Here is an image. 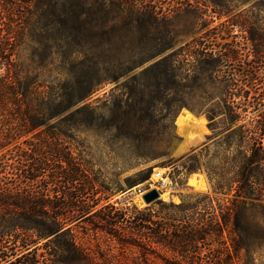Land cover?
<instances>
[{
	"label": "trees",
	"instance_id": "obj_1",
	"mask_svg": "<svg viewBox=\"0 0 264 264\" xmlns=\"http://www.w3.org/2000/svg\"><path fill=\"white\" fill-rule=\"evenodd\" d=\"M114 9L137 18L95 17ZM163 14V6L151 1L0 0V263L61 264L66 254L72 262L91 264L73 228L92 224L94 215L104 222L101 229L123 245L150 242L169 252L190 254L182 259L164 257V264H264L259 259L264 253V97L257 96V87L229 84V96L207 109L210 120L224 116L228 135L236 138L237 146L232 178L235 203L220 214V225L202 214L194 216L201 208L189 202L156 200V220L150 206L127 219L126 212L110 202L92 212L108 196L90 161L62 139L73 131L105 129L127 151L129 160L121 169H136L137 177H127V184L149 178L152 169L142 164L163 155L165 146L160 147V142L167 140L164 135L158 139L150 128L182 106L174 102L159 114L162 97L178 75L171 54H166L173 46L170 30H160ZM23 44L30 48L32 59L44 62L41 67L48 74L22 73L14 55ZM263 50L261 31L254 63L264 59ZM198 56L217 66L240 60L242 54L235 48L224 53L204 48ZM53 62L61 70L51 78L54 69L47 67ZM109 83L115 86L96 95ZM148 85L157 91L138 88ZM237 95L242 96L236 100ZM186 116L183 112L178 120ZM248 117L247 123L237 124ZM246 203L252 218L244 213ZM124 225L131 230L124 232ZM224 228L230 234L225 253L198 257L199 240ZM17 243L25 253L8 250V244Z\"/></svg>",
	"mask_w": 264,
	"mask_h": 264
},
{
	"label": "rangeland",
	"instance_id": "obj_2",
	"mask_svg": "<svg viewBox=\"0 0 264 264\" xmlns=\"http://www.w3.org/2000/svg\"><path fill=\"white\" fill-rule=\"evenodd\" d=\"M138 1H151L163 6L164 14L161 17L164 18L160 30L168 27L173 38V46L166 54H171L174 64L178 67V75L173 79L168 95L162 97V102L158 106L161 108L159 114L161 116L165 114L167 106L174 102H180L182 106L169 119L158 118L159 121L150 128L159 134L158 139L162 135L166 136V142L158 141L160 147L165 146V153L142 164L143 167H151L149 178L130 186L127 184V177L136 178V169H121L129 160L127 151L122 147V141H117L111 132L92 127L88 130L70 132L62 136V139L71 142L66 145L70 146L74 153H81L90 161L95 176L102 183L101 188L105 196H108L106 200L92 207V212L110 202L125 211L127 219L137 210L150 206L151 218L156 220L158 217L155 213L158 210V204L154 203L156 200L146 204L141 198L142 193L156 188L160 192L157 200L174 204L198 203L201 208L200 214L194 216L199 217L202 214L208 222L215 221L220 225V214L227 206L235 203L236 185L232 178L235 174L237 146L236 138L232 140L228 135L230 129H227L224 116L219 114L214 120H210L207 109L229 96L226 93L229 84L255 86L258 88L257 96L264 97V59L258 64L253 61V50L258 42V34L264 31V0ZM177 8L180 9L176 10ZM95 17L120 21L135 20L137 15L114 9L105 16L96 13ZM204 48L221 50V53L235 48L242 57L240 60H227L215 66L199 59L198 54ZM15 53L14 58L19 62L22 73L35 74L43 70L48 74L47 69L41 67L44 62L37 57L32 59L31 50L27 45L17 47ZM53 63V66L47 67L54 69L51 78L61 70L58 62ZM41 77L45 79L44 76ZM114 86L115 83H109L96 95L101 96ZM132 86L135 87L133 84ZM138 88L145 92L157 91L154 85ZM237 96L236 100L242 95ZM183 112L187 116L180 121L178 119ZM251 116L252 113H249V117ZM249 117L238 121L237 124L247 123ZM199 119L204 121L202 134L188 141L182 136L181 129ZM41 136L43 135L36 137ZM46 137L52 139L49 133ZM119 187L122 188L118 189ZM244 213L248 218H252L248 203ZM102 224H104L102 220L92 215V224L78 223L73 228L78 243H81L89 254L91 264H164V257L190 258V254H181L180 251L177 252L178 250L169 252L166 248L150 242L142 243L141 246L123 245L111 239L105 230L101 229L104 226ZM122 228L124 232L131 230L128 225ZM229 243V228H224L223 232L209 233L196 245L199 252L197 256L201 258L221 256ZM18 248V243L15 246L8 244V250L14 254L26 252ZM259 259L264 263V253ZM61 264L83 262H72L68 255L63 254Z\"/></svg>",
	"mask_w": 264,
	"mask_h": 264
},
{
	"label": "bare ground",
	"instance_id": "obj_3",
	"mask_svg": "<svg viewBox=\"0 0 264 264\" xmlns=\"http://www.w3.org/2000/svg\"><path fill=\"white\" fill-rule=\"evenodd\" d=\"M204 127V121L199 119L196 120L195 122L189 123L187 125H185L182 129H181V134L182 136H184L186 139H188V141H192L195 138H197L198 136H200L202 134V130ZM200 138V137H199ZM198 138V139H199ZM187 141V142H188ZM185 142V141H184ZM186 144V143H185ZM189 144V143H188ZM184 145H182L183 147ZM164 195V194H163Z\"/></svg>",
	"mask_w": 264,
	"mask_h": 264
},
{
	"label": "water",
	"instance_id": "obj_4",
	"mask_svg": "<svg viewBox=\"0 0 264 264\" xmlns=\"http://www.w3.org/2000/svg\"><path fill=\"white\" fill-rule=\"evenodd\" d=\"M159 197H160V192L156 188H151V189H149V190H147L141 194V198H142L143 202L146 204H149V203L159 199Z\"/></svg>",
	"mask_w": 264,
	"mask_h": 264
}]
</instances>
